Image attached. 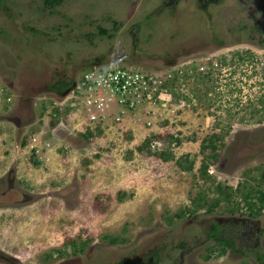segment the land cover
<instances>
[{
	"label": "rangeland",
	"instance_id": "374dc122",
	"mask_svg": "<svg viewBox=\"0 0 264 264\" xmlns=\"http://www.w3.org/2000/svg\"><path fill=\"white\" fill-rule=\"evenodd\" d=\"M109 60L185 69L188 92L173 84V105L156 104L163 126L140 112L95 129L44 113L69 92L51 84ZM0 86L12 95L0 105V264H120L147 251L153 264H259L264 208L249 215L243 194L264 196V0H0ZM35 133L49 146L32 149ZM217 183L230 201L206 210ZM212 222L242 251L216 255ZM69 240L87 243L73 252Z\"/></svg>",
	"mask_w": 264,
	"mask_h": 264
},
{
	"label": "built area",
	"instance_id": "2783aa9c",
	"mask_svg": "<svg viewBox=\"0 0 264 264\" xmlns=\"http://www.w3.org/2000/svg\"><path fill=\"white\" fill-rule=\"evenodd\" d=\"M184 70L177 67L159 72L131 64H117L113 60L106 63L96 62L87 66L77 82L74 81L66 88L65 92H69L62 96H65L64 100L52 97L43 105V110L45 114L47 110L52 116L58 117L59 122L64 117L75 126L84 124L92 129L110 123L121 126L127 121L139 119L140 116L136 118L135 115L140 112L147 128L161 127L165 117L163 118L162 108L156 104L167 107L169 104L173 105V84H181V90L188 92ZM196 70L208 72L203 63L199 64ZM11 102V93L0 86V105H8ZM112 107H116L115 112ZM50 122L51 120L49 123L47 121V125L50 126ZM149 144L154 146L152 140ZM30 145L38 151L49 146V140L35 133L30 138Z\"/></svg>",
	"mask_w": 264,
	"mask_h": 264
},
{
	"label": "trees",
	"instance_id": "16d2710c",
	"mask_svg": "<svg viewBox=\"0 0 264 264\" xmlns=\"http://www.w3.org/2000/svg\"><path fill=\"white\" fill-rule=\"evenodd\" d=\"M62 0H42V3L44 6L52 8L55 5L61 3ZM101 31L107 32L106 29H100ZM108 35H111L110 33H108ZM241 58V56H240ZM209 74V73H208ZM207 72L203 73V76L208 75ZM71 85V80H60L57 81L53 84L50 85V88L52 89V91L55 92H60L65 90L68 86ZM259 104L261 105V108H257L262 110V116L263 118L260 119H264V93L259 97ZM212 144V143H211ZM146 147L147 150L150 151L149 146L147 147L146 143H142L140 148H144ZM214 147V146H213ZM156 153L164 160L168 159L169 157L173 156L172 153L170 152H166L164 149H158L156 150ZM181 161H178V163L180 164ZM192 163V162H190ZM203 172L207 171V168H203L202 169ZM214 189L217 193L220 191V194L216 197H214L211 202H210V206L207 207L206 210H211L212 207H214L216 204L219 203V201L221 199L223 200H227L228 202L230 201V193L231 191H226L224 193L221 192V184L217 183L215 185ZM260 191V190H258ZM199 198H201L199 196ZM204 205H206V202H202V201H198L197 207H203ZM243 205L247 210V213L249 215H257L261 209L264 208V196L260 194V192H251V191H246L243 194ZM236 207L235 206H230L228 207V209L230 211H233ZM223 227V224L220 222H212L209 225V229L207 231L208 235L210 238H213L215 240V243L218 244L219 246L217 247V251H216V255L218 254H222L226 251L227 248H231L235 251H242V248L240 246H237V244L235 243L234 239L223 234L221 232V228ZM105 237H108L106 234H104ZM118 240V237H110L109 241L115 242ZM76 240H69V244L70 246H72L73 252H77V251H83L84 247L87 243V241H83L81 243H76ZM208 248H212V247H208ZM209 256V255H207ZM156 253L154 251H147L144 256L142 258L139 259V261H133V260H121L119 263L120 264H153L156 261ZM255 258L257 259L259 264H264V254L262 252L259 251H255Z\"/></svg>",
	"mask_w": 264,
	"mask_h": 264
},
{
	"label": "flooded vegetation",
	"instance_id": "af4514ba",
	"mask_svg": "<svg viewBox=\"0 0 264 264\" xmlns=\"http://www.w3.org/2000/svg\"><path fill=\"white\" fill-rule=\"evenodd\" d=\"M174 1H176V0H174ZM233 220H234V218H232ZM229 237H231V236H229ZM231 238H233V237H231ZM235 241V240H234Z\"/></svg>",
	"mask_w": 264,
	"mask_h": 264
}]
</instances>
